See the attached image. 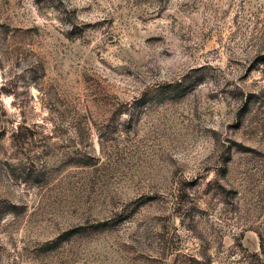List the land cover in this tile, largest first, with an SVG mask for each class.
<instances>
[{
  "label": "rangeland",
  "instance_id": "obj_1",
  "mask_svg": "<svg viewBox=\"0 0 264 264\" xmlns=\"http://www.w3.org/2000/svg\"><path fill=\"white\" fill-rule=\"evenodd\" d=\"M0 264H264V0H0Z\"/></svg>",
  "mask_w": 264,
  "mask_h": 264
}]
</instances>
